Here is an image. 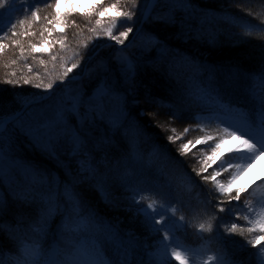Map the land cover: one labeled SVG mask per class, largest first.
<instances>
[{"label":"rangeland","instance_id":"1","mask_svg":"<svg viewBox=\"0 0 264 264\" xmlns=\"http://www.w3.org/2000/svg\"><path fill=\"white\" fill-rule=\"evenodd\" d=\"M47 1L49 0H6V7L0 9V19L5 22L12 19L15 22L23 13L35 10L38 5ZM161 2L162 5H170L171 7L175 3L181 4L182 0H161ZM111 5L113 4L110 0H102V2H98V0H62L60 4L61 19L66 13L75 12L93 16L96 21H99V25H104L103 28L101 27L103 33L98 34L95 39H99L100 42L108 40V43L118 44L116 40L112 39V36H117L127 29L119 30V27L122 26H118L120 19L113 20V18L118 17L117 12L115 10L110 11L104 16L98 14L103 8ZM93 9L95 10L93 11ZM50 11H52L54 19L55 8L51 7ZM111 20H113V27ZM50 26L53 30L51 34L61 35L64 21L61 24H56L53 21ZM134 30L132 28V31L129 32V37L132 36ZM149 36L140 30L134 40L126 45L127 49L130 48V52L137 56L141 55L156 43L155 39L150 41ZM20 38L9 43L11 49L24 42V38H21L23 40L19 42ZM121 39L124 41L126 38L121 37ZM46 41L48 40L32 45V48L34 46L39 48V51H35L36 53L44 52L48 53L47 55H53L56 50L55 52L52 50L55 45H59V42L51 40L49 44L45 43ZM18 42L19 44H17ZM120 44L118 48L115 46L114 49L106 50L103 53L100 52V49L92 57L93 53L103 46L99 45L89 57L83 59L81 64L76 63L75 54H72V51L70 52L61 46L62 55L59 54L61 56V60L58 61L59 68L54 66V62L49 63L47 61L49 64H44V66L52 68L48 71L53 73L51 76L55 77L51 88L47 85L19 93L14 90L11 95L0 100V116L9 117L28 101L38 99L49 92L45 100L28 106L21 115L32 117L41 126L48 123L53 124L57 132L54 143L55 169L63 168L64 173L70 175L64 181L66 183H61L57 175L51 177L39 175L41 169L38 170L29 162L21 159L13 146L16 143L19 144L17 142L19 139V142L26 145L24 147L41 148L19 129H13L10 135L5 138V158L3 171L0 172L2 175L0 176V204L3 202L4 196L7 195L10 199L19 200L24 205L37 202L39 210L41 207V209L45 210L46 208V211L50 212L47 217L48 222L43 229L44 235L41 238L54 239L55 241L52 242L50 250L42 251L40 259L43 264H65L67 259L78 258L84 253L92 254L93 245H101L102 250H105L106 253L105 257L103 255L97 259L106 261L110 256L112 264H148L149 252L158 245L165 233L152 231L146 225L143 213L138 212L137 209H146L156 219L160 220L161 225L155 227L168 228L171 237L166 243L172 244V248L168 251L171 252L174 249L183 257L186 264H261L264 261V241L255 243L254 241H257L258 237L264 236V232L260 231L261 225H264V178H257L260 170L257 163L264 155L254 159L251 166L248 167L245 154L233 151L238 142L235 139L227 138L225 131H234L235 126L243 117L255 118V112L258 108L256 97L261 87L259 80L252 82L253 90L250 91V97L256 103L252 112L247 113L239 107L229 105L226 101L223 102L228 105L229 111L217 109L212 106L211 99L204 101L200 98L201 90L209 92L210 95H214L216 91L200 84L197 78L191 77L189 74L185 75L186 72H191L193 64L183 58L186 60L181 75L185 76V80L187 76L188 83H190L188 93L194 98L195 106L199 107L194 117L196 121L194 128L199 133L197 134L198 138L193 142H185L182 145L188 144L185 151L199 147L203 154L197 171L204 177L198 182L197 178L186 169L178 168V172L175 171V174H170L169 177L171 184L180 192L179 195L170 197L159 195L158 178L153 176L147 180L144 177L145 166L150 163V160L158 161L162 167L167 165L165 159L168 152L163 151L161 153L159 145L150 142L148 137L143 138L145 146L133 153L129 159L124 160L117 171L121 184L125 185L127 189V195L124 193L122 195L134 210L126 208L116 212V214L103 215V219L92 215L90 212H82L75 196L70 191L61 190V187L78 185L89 177L93 178L94 174L83 171L81 168L82 164H91L95 168V164L87 159L89 154L85 150L86 138L92 139L93 145L96 146L99 145L100 140L105 139L103 136L104 129L108 135L123 128L130 133L137 134L139 132L135 122L128 116V106L133 105L134 107L135 104H138L135 98L134 100L130 99L132 91L127 88L132 75L125 69L129 61L132 65L133 62L127 54L122 52L124 46ZM10 54L9 49H4L3 52H0V61H6L5 59ZM44 62L42 60V64ZM73 65L76 67L73 68ZM84 70L85 74L80 77ZM73 77H77L78 80H66ZM99 87H107L111 93L104 97L102 102L101 98L95 94ZM75 134H78L82 141L78 154H74L72 151L71 137ZM205 137L210 139L205 140ZM222 138L226 142L213 156L215 144L219 143ZM175 139L183 141L180 135H177ZM210 157L211 159H209ZM241 169L246 170L234 185V187L241 189L240 199H232L231 202H227L224 199L228 200L229 196L220 191V185L227 187ZM106 178L105 175L103 177L98 175L95 178L96 185L103 191L106 188V182H108ZM205 181H207V185H205ZM25 190L31 192L27 200L20 196V193ZM133 196L138 203H133ZM184 198L186 202L188 200L196 202L197 205L201 206V209H205L206 212L210 211L207 215L208 221L199 222L196 235L200 241L196 245H184L182 243V237L187 231V224L185 219L179 216L175 204L183 203ZM218 198L225 202L220 204L219 201L217 206L212 205L211 208L205 206L206 201L212 203ZM40 204L43 205L40 206ZM149 204L153 205L151 209H147ZM40 211L37 216H40ZM194 217H200V215ZM40 223H43L42 218ZM131 225H139L141 235L135 236L129 229L132 228ZM233 225H235L236 231L247 236H244L242 240L244 242L249 241L247 244L232 242V235L235 231ZM208 232L209 234L206 235L205 233ZM226 246L232 254L245 251L244 260H238L235 256L230 259V254L226 253ZM13 255H6V264H11L7 257ZM131 260L132 263H130ZM170 264H180V262L172 258Z\"/></svg>","mask_w":264,"mask_h":264},{"label":"trees","instance_id":"2","mask_svg":"<svg viewBox=\"0 0 264 264\" xmlns=\"http://www.w3.org/2000/svg\"><path fill=\"white\" fill-rule=\"evenodd\" d=\"M147 1L136 0V3L132 4L130 0H110L120 11L132 14L131 18L116 17L115 20L120 19L118 26L122 25L119 30L127 29L129 26L136 29L142 18L140 13L144 11L141 5H146ZM54 2L55 0H49L35 8L39 20L34 19L29 11L15 21H24L23 25L17 23L16 28L15 39L24 38L21 45L20 38L17 43L19 46L15 45L16 47L11 49L9 43L15 39L10 33L0 41L6 45L5 50L9 49L11 53L6 61H0V100L11 95L14 90L18 93L28 92L37 85L42 88L54 83L55 77L48 71L52 68L44 64L54 62V66L59 68L61 46L75 54L74 59L78 64H81L85 57H89L99 45H105L100 50L101 53L114 49L115 46L118 48L120 43H108V40L100 42L99 39H95L98 34L103 33L101 27L104 25H99L93 16L85 13L64 15L61 35L57 33L49 35L53 32L51 26L49 27V21L54 19L51 7L46 5ZM188 3L192 6L191 10L184 8L183 3H175L170 7L162 5L161 0H157L151 14L141 26V32L154 37L156 43L141 55L131 53L130 48L127 49L125 46L131 37L128 36L129 38L120 44L124 46L122 52L133 62L134 75L127 88L132 91L130 99L135 98L138 104L134 107L128 106V116L135 122L139 132L134 134L123 128L108 135L104 129L105 139L100 140L96 146L93 145L92 139L86 138L85 150L89 154L87 159L95 164L93 178L89 177L78 185L61 187L62 191H70L75 196L82 212L87 211L104 219L103 215L116 214L126 208L134 210L122 195V193L127 195V189L121 184L117 171L124 160L145 146L144 137L158 144L161 153L168 152L165 159L167 165L164 167L155 160H150L145 166L144 177L147 180L153 176L158 178L159 195L170 197L180 194L171 184L169 177L170 174H175V171L178 172L177 169L180 167L195 176L198 182L204 177L197 171L203 154L199 147L181 151L182 143L193 142L199 133L194 128L196 127L194 117L199 107L195 106L194 98L188 93L190 83L187 76L185 80V76L181 75L186 59L193 65L191 72H186L185 75L189 74L197 78L200 84L214 89L229 105L239 107L247 113L254 110L256 103L250 97L249 74L257 73L264 67V0H188ZM166 15L173 19L169 22L165 19ZM226 16L233 22L230 23ZM245 22L247 26H244ZM28 32L32 35L26 34ZM45 40L59 42L52 50V52L56 50L53 55L32 51V45ZM42 60L45 61L43 64ZM9 80L12 81L11 84L7 83ZM25 80L29 83L25 84ZM252 85L251 82L253 90ZM177 135H180L183 141H177L175 139ZM19 141L18 139L19 144L16 143L13 149L18 152L21 159L29 162L34 168L41 169L39 175L44 177L57 175L61 183H66L64 181L70 175L64 173L63 168L55 169V158L39 148L24 147L25 144ZM98 175L107 177L108 182L104 190L107 193L106 199L96 185L95 178ZM205 182L207 185V181ZM199 190L202 191L200 188ZM224 200L231 202L232 198L229 196L228 200ZM219 201L218 198L212 203L206 201L204 204L211 208L212 205L217 206ZM222 202L225 201L221 200L220 204ZM183 203L175 204L179 216L183 217L187 224V231L182 240L186 244H196L200 240L196 235L199 222L208 221L207 215L210 211L201 209L196 202L189 200L186 202L185 198ZM37 205H39L37 202L24 205L19 200L4 196L0 204V226H3V230H0V249L5 254L15 253L13 241L8 235L10 229L19 228L23 231L33 221L43 218L46 208L44 210L40 207V211ZM39 211L40 216H37ZM196 215L200 217H194ZM131 227L129 229L135 236L141 235L139 225ZM24 234L29 239L35 236L34 232ZM205 234L208 235L209 232ZM244 236L247 237L235 230L232 242L247 244L249 241H242ZM49 243V240H43L39 245L46 250ZM226 249L230 259L235 256L238 260H244L245 251L232 254L227 246Z\"/></svg>","mask_w":264,"mask_h":264},{"label":"snow or ice","instance_id":"3","mask_svg":"<svg viewBox=\"0 0 264 264\" xmlns=\"http://www.w3.org/2000/svg\"><path fill=\"white\" fill-rule=\"evenodd\" d=\"M62 0H55V4H47V7H54L56 11V15L54 17V22L56 24H61L63 21L61 19V13H60V4ZM98 2H102V0H98ZM132 4L136 3V0H130ZM183 7L188 8L191 10V4L188 3V0H182ZM6 7V0H0V9H4ZM146 7L145 5H141V8ZM95 9H93L94 11ZM116 11L118 14V17H126L131 18V13L129 12H123L117 9L116 5L113 4L110 7L103 8L101 11H99L100 16H104L106 13L110 11ZM25 11H28V9H25ZM71 13H66L65 15H70ZM143 15V11L140 13ZM31 16L39 20L40 17L37 15V12L35 10L31 11ZM230 23H232V19L230 17H225ZM116 19V18H113ZM166 20L171 21V17L165 16ZM17 23L20 25L24 24L23 20H20L18 22H13L12 19H8L6 22L3 19H0V41H3L7 35L10 33L13 39L17 37ZM49 23H53V21H49ZM99 23V21H97ZM247 26V22H245V25ZM132 31V27L129 26L126 31L120 32L117 36H112V39L116 40L117 43H123V38H127L129 32ZM28 35H32V33L28 32L26 33ZM51 35V33H49ZM111 36V33H109ZM148 39L150 41L154 40L153 37L149 36ZM214 42V41H213ZM45 43H51L50 41H46ZM6 45L4 43H0V52H3ZM32 51H39V48L33 47ZM54 58V57H53ZM73 68L76 67V65L72 66ZM68 71H71V69H68ZM126 72L130 73L131 75H134V67L132 63L129 61L128 66L125 69ZM256 80H259L260 82V91L257 99L258 108L255 112V118L249 119L248 117H243L240 122L235 126V130L231 132L226 131L227 138L229 139H235L238 143L233 149L236 153L243 152L245 154V159L247 162V166L250 167L253 160L258 158L261 155H264V67H262L259 72L249 74V90L251 91V82H254ZM8 84H11L12 81H7ZM25 84L29 83V81L25 80ZM38 87V85H37ZM49 88H51V85H48ZM214 92V90H213ZM101 98V102L103 101V98L110 95V90L107 87H99L97 92L95 93ZM200 98L204 101H208L211 99L212 106L217 109H222L224 111H229L228 105L223 102L221 96L219 93H215L214 95H210L209 92L201 90L200 92ZM14 119H9V117L6 116H0V121L4 122V126L2 130H0V172L3 171V163L5 158V138L6 136H9L11 131L13 129H19L22 133L27 135L33 142L37 144L41 148L42 151L48 152L53 158L56 157L54 143L56 140L57 132L56 128L53 126L52 123H48L44 126H41L39 122L34 121L32 117H26L23 115L20 116H13ZM170 139H172L170 137ZM205 140L210 139L209 137H205ZM72 141V151L74 154H78L80 152V148L82 145V141L78 134L72 135L71 137ZM225 139L222 138L219 143L215 144L213 156H215V153L219 152L221 146L225 143ZM188 148V144H183L181 146V151H184ZM211 159V157L209 158ZM81 168L83 171H87L89 173L95 174V168L91 165H81ZM246 169H241L236 176L233 177L232 182L225 187L224 185H220V191L222 193L227 194L234 200L240 199V191L241 189L234 187L236 181L240 178V175L243 174V172ZM2 176V175H0ZM215 177L213 176V179ZM102 196L106 199L107 193L103 191V189H100ZM31 195V192L28 190L22 191L20 193V196L22 199L27 200L29 196ZM135 196V194H134ZM133 196V203H138L134 199ZM143 199V198H141ZM50 200V197H49ZM153 205L149 204L147 206V209H151ZM138 212H142L145 217V223L148 225L152 231L156 233L164 232L165 235L163 238L159 241L158 245L154 247L153 250L149 252L150 259L148 260V264H170V261L172 258L179 261L180 264H186V261L181 257V255L176 252L174 249L169 252L168 250L172 248L171 243H166L170 240L171 233H169L168 228L162 227H155L156 225H161L160 220L156 219L154 215H151L148 210L146 209H137ZM50 215V212L45 211L43 215V223H40V218H38L36 221H33L27 229H24L21 231L19 228L10 229L8 231L9 238L13 241L14 244V252L15 255L7 257L8 261L11 262V264H43L41 261V253L43 251L42 248L37 247V245L41 241L43 233L44 226L47 224V217ZM0 230H3V226H0ZM233 230H235V225H233ZM251 231V229H250ZM260 231L264 232V225H261ZM25 232H34L35 236L31 239H29L24 233ZM264 241V236L258 237L257 241ZM178 246V245H177ZM100 255V250L95 249L93 250L92 254L84 253L83 255L78 256V258H72L67 259L65 264H112L110 261H104L102 259H97ZM0 264H6V256L2 249H0ZM261 264H264V261L261 262Z\"/></svg>","mask_w":264,"mask_h":264},{"label":"water","instance_id":"4","mask_svg":"<svg viewBox=\"0 0 264 264\" xmlns=\"http://www.w3.org/2000/svg\"><path fill=\"white\" fill-rule=\"evenodd\" d=\"M156 1L157 0H149L148 3H147V6H146V9L144 10L143 12V15H142V18H141V21L139 23V25L136 27V29L134 30L132 36H131V39L127 42L126 45H128L129 43H131L134 38L136 37V35L139 33V31L141 30V26L143 24V22L145 21V19H147L149 17V15L151 14L152 12V9L153 7L155 6L156 4ZM125 45V46H126ZM105 45H103L102 47L98 48L92 55V57L100 50L104 47ZM85 74V70L83 71L82 75L80 77H82L83 75ZM79 77V78H80ZM66 80H78L77 77H73V78H68ZM57 85V84H56ZM49 94V92H48ZM48 94H45V95H42L41 97H39L38 99H35V100H30L28 101L27 103H25L21 109L19 111H17L16 113H14L13 115L9 116V119H14L13 116H20L24 111L25 109L30 106V105H34V104H37V103H40L42 102L43 100H45L47 97H48ZM4 126V122L1 121V124H0V129H2Z\"/></svg>","mask_w":264,"mask_h":264},{"label":"bare ground","instance_id":"5","mask_svg":"<svg viewBox=\"0 0 264 264\" xmlns=\"http://www.w3.org/2000/svg\"><path fill=\"white\" fill-rule=\"evenodd\" d=\"M258 165V168L260 169L259 170V173H258V175H257V178L258 179H262V178H264V157H262L261 156V158L259 159V162L257 163ZM231 182H232V180H231ZM238 182V180L236 181V183ZM235 183V184H236Z\"/></svg>","mask_w":264,"mask_h":264}]
</instances>
